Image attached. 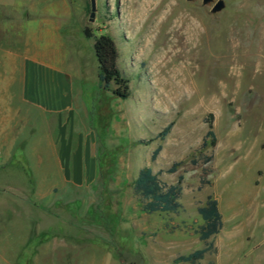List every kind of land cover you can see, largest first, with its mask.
I'll list each match as a JSON object with an SVG mask.
<instances>
[{
    "label": "rangeland",
    "instance_id": "1",
    "mask_svg": "<svg viewBox=\"0 0 264 264\" xmlns=\"http://www.w3.org/2000/svg\"><path fill=\"white\" fill-rule=\"evenodd\" d=\"M95 1L91 22V0H0V101L13 99L0 102V264H174L204 247L209 196L223 228L198 264H264V0H224L219 13L218 0ZM102 35L126 100L100 87ZM49 69L66 103L44 111L34 83ZM206 121L215 147H203ZM147 167L183 177L179 213L142 212L133 185Z\"/></svg>",
    "mask_w": 264,
    "mask_h": 264
},
{
    "label": "trees",
    "instance_id": "2",
    "mask_svg": "<svg viewBox=\"0 0 264 264\" xmlns=\"http://www.w3.org/2000/svg\"><path fill=\"white\" fill-rule=\"evenodd\" d=\"M88 38H92L91 34L86 31ZM94 51L98 60V77L100 87L104 90H109L113 87V95L121 100H126L130 97V79L126 77L118 68V50L109 36L102 35L94 42ZM209 131L207 132L203 147L208 146V141L211 139L210 146L215 147L217 138L215 136L214 124L212 121H206ZM172 128L170 124L161 133L164 139L168 131ZM162 148L159 147L152 154V161H155ZM180 163H174L168 170L170 173L177 172ZM182 182L183 177L179 176L176 184H167L158 178V174L150 167L144 168L138 174L134 185L133 191L135 197L141 204V210L145 214L156 213H174L177 214L182 209L180 198L182 197ZM198 213L203 219V224L197 231L200 240L204 243V247L193 251L188 255L179 256L174 264H198L202 261L207 253L218 252L217 247L213 244V239L219 235L223 228V216L219 209L218 201L209 196L205 204L198 209Z\"/></svg>",
    "mask_w": 264,
    "mask_h": 264
},
{
    "label": "crops",
    "instance_id": "3",
    "mask_svg": "<svg viewBox=\"0 0 264 264\" xmlns=\"http://www.w3.org/2000/svg\"><path fill=\"white\" fill-rule=\"evenodd\" d=\"M44 71V70H43ZM51 71H54L53 69H49V71L44 72V75L42 76V79H38L37 76L35 77L36 82L34 83V85H36V87H40L41 88V93L43 95H45L46 103H40V102H36L33 103L36 106H39L40 108H42L44 111H47L50 108H60L63 103L65 101V96L61 97V93L59 94L58 90L55 89V87L52 86V84L55 81V78L52 77ZM55 72V71H54ZM28 96V95H27ZM2 104H4V106H11V104H13V99H2L0 101ZM5 112H12L11 108L9 109H5ZM11 127V126H9Z\"/></svg>",
    "mask_w": 264,
    "mask_h": 264
},
{
    "label": "bare ground",
    "instance_id": "4",
    "mask_svg": "<svg viewBox=\"0 0 264 264\" xmlns=\"http://www.w3.org/2000/svg\"><path fill=\"white\" fill-rule=\"evenodd\" d=\"M143 4V3H142ZM148 6V5H147ZM150 6V5H149ZM151 9V8H150ZM142 12L143 13H145L146 12V10H145V8H143L142 9ZM135 13V12H134ZM149 14H150V12H149ZM134 15V14H133ZM148 16V15H147ZM164 21V20H163ZM150 22V21H149ZM160 21L159 20H157L156 19V22H155V24H154V26L152 27V32H154L155 33V31L156 30H158L159 29V27H160ZM175 23V25L173 26V28H172V30H171V33L170 34H172L171 36H173V39H172V41H173V47H176V43H177V22H174ZM140 25H141V23H140ZM188 30H189V32H188V34H190V35H188L187 36V38H186V42H185V45H182L183 47L185 46V47H189V52H192V51H195L197 48H199L198 47V43H200L201 42V36H200V29H199V27L197 26V25H194V24H192L191 25V27H189L188 28ZM153 33V34H154ZM147 40V39H146ZM150 40V39H149ZM150 41H148L147 43H149ZM182 44V43H181ZM169 46V45H168ZM172 48V47H171ZM166 62V61H165ZM190 62V61H189ZM181 66V65H180ZM184 66V65H183ZM179 69V68H178ZM187 69H189V68H183V69H180L179 71H178V73H177V76H175V79L174 78H172V79H174V80H177L178 81V86L180 85H182V82L183 81H181L180 79H181V77L183 76V73H184V70H187ZM177 72V71H176ZM176 75V74H175ZM175 83V82H174ZM174 87V86H173ZM170 89V88H169ZM176 90V89H175ZM173 91V90H172ZM188 129V128H187Z\"/></svg>",
    "mask_w": 264,
    "mask_h": 264
},
{
    "label": "water",
    "instance_id": "5",
    "mask_svg": "<svg viewBox=\"0 0 264 264\" xmlns=\"http://www.w3.org/2000/svg\"><path fill=\"white\" fill-rule=\"evenodd\" d=\"M188 1H192V0H188ZM212 3V0H203V4L204 5H208ZM223 9H225V3L224 0H218L214 7L212 8V12L213 13H219L221 12ZM91 18L90 21L94 22V19L96 18V1L95 0H91ZM132 264H136V263H132Z\"/></svg>",
    "mask_w": 264,
    "mask_h": 264
}]
</instances>
